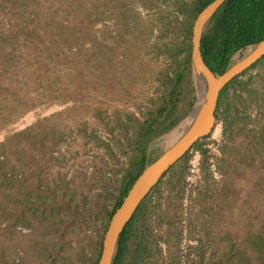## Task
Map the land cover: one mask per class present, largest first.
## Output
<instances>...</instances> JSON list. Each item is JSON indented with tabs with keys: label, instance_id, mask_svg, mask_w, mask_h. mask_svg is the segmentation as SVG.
Returning a JSON list of instances; mask_svg holds the SVG:
<instances>
[{
	"label": "rangeland",
	"instance_id": "1",
	"mask_svg": "<svg viewBox=\"0 0 264 264\" xmlns=\"http://www.w3.org/2000/svg\"><path fill=\"white\" fill-rule=\"evenodd\" d=\"M191 1L98 0V5L104 7L93 27L94 47L105 58L100 54L92 66V75L74 82L76 102L36 109L0 132L2 142L11 134L31 128L25 146L20 144L22 138L15 140V150L26 149V178L23 181L24 175L19 172L14 179L18 190L12 197V235L0 238V245L12 260L25 255L28 264H33L40 251L36 245L42 239L54 240L61 246L58 264H88L94 257L96 233L103 229L104 214L117 199L119 181L127 169L119 128L128 124V116L141 120L162 95L163 83L178 70L183 55L177 53L176 47L187 42V28L195 20ZM263 92L264 60L239 77L228 91L227 102L239 101L237 110L242 120L234 138L222 139V127L216 121L213 133L200 144L205 158L199 151L189 153L187 191L181 205L175 188L165 214L168 219L162 214L167 191L160 186L146 222L154 229L157 242L162 238L152 264H201L200 258L205 264L229 249L233 254L241 248V242L264 234V168L251 166L249 157L254 156V145L248 137L257 129L256 120L264 111V103L259 100ZM248 95L258 97V101L249 103ZM170 133L150 144L149 159L168 146ZM97 139L101 145L95 143ZM42 148L50 149L51 156H44ZM36 161L42 166L41 176L54 192L42 206V216H28V228H15L14 217L19 204L27 201ZM15 162L20 169V163ZM224 172L226 186L231 188L225 194L220 187V173ZM204 177L211 192L204 199L207 204L198 202L208 210L201 222L196 218L201 209L195 203L199 199L194 189ZM259 177L261 185L257 187ZM61 180L65 183L61 184ZM214 193L220 195L219 201L217 196L211 198Z\"/></svg>",
	"mask_w": 264,
	"mask_h": 264
},
{
	"label": "trees",
	"instance_id": "2",
	"mask_svg": "<svg viewBox=\"0 0 264 264\" xmlns=\"http://www.w3.org/2000/svg\"><path fill=\"white\" fill-rule=\"evenodd\" d=\"M212 1L192 0L190 9L193 12V19ZM103 7V4L98 5V0H0V132L36 109L76 102L74 82L79 78H88L92 75V66L100 54L105 58V54L100 50L95 52L93 38V27L100 18L99 10ZM190 38L191 27L189 26L187 42H181L176 47L177 53L183 55L181 62L177 65L178 70L171 79L163 83L162 95L153 107L142 115L141 120L128 116V124L119 128V133L123 136V146L126 148L123 153L126 157L127 169L119 181L117 199L109 212L104 214L106 220L103 223V229L96 233V254L88 264L97 263L101 238L111 216L119 208L131 185L142 170L160 155L148 158L150 144L174 130L186 119L194 106L195 89L189 59ZM263 39L264 0H226L214 14L202 35L201 56L214 75H221L233 64L236 54L239 53L242 56L248 46ZM100 47L104 48L102 45ZM262 60L264 57L257 63ZM246 72L233 79L219 93L215 119L222 127V139L232 140L242 126L237 110L239 101L236 100L235 104H230L227 100L230 88ZM262 94L259 100L264 103V92ZM251 96L247 97L249 103L251 100L258 101V97ZM255 124L257 129H253L252 134L248 136L253 140L254 145V156H250L249 161L251 166L257 165L261 169L264 168V111L260 113ZM29 131L31 128L11 134L0 142V238H10L12 235V197L14 191L18 190L14 185V179L19 172L24 175L23 181L26 178V149L24 147L19 151L15 150V140L18 137L22 138L20 144L24 145ZM109 133L114 134L112 131ZM209 136L194 144L143 199L119 237L112 264L153 263L154 251L158 252V242L162 239L160 237L157 242L154 229L146 224L154 196L159 193L160 186L164 185L167 197L165 198L166 209L162 214L168 219L169 216L165 214L173 201L172 193L175 188L177 187L176 195L179 194L181 205L182 196L187 191L186 172L189 153L199 151L205 158V151H201L200 144ZM95 143L101 145L98 139ZM42 144L43 142L40 141V146ZM49 150L42 148L40 152H43L44 156H51ZM220 154L222 157L219 161L222 162L223 152L220 151ZM15 161L20 163V169ZM35 164L34 169H31L34 180L30 193L27 195V201L19 204L20 210L14 217L15 228L16 226L28 228L26 219L28 216L32 218L42 216L44 214L42 206L54 192V189L49 186V181L41 176L42 166H39L38 161ZM226 172L220 173L222 178L220 187L223 189V194L226 191L231 192V188L226 186ZM60 182L65 183L64 180ZM260 185L259 177L256 186ZM194 190L196 199H199L195 203L207 204L208 200L204 201V199L208 198L206 195L211 191L208 189L205 177ZM215 196H217L215 199L219 201L220 195L214 193L211 198ZM202 204H199L201 210L196 215L201 222L208 214L207 208ZM36 247L40 251L36 254L33 264L60 262L62 248L56 241L42 239ZM240 247L233 254H230L229 249V254L222 253L219 257H211L205 264H252V260L256 264H264L263 233L257 234L249 241L241 242ZM248 252L252 255L250 256ZM202 260L203 258H200L199 263L202 264ZM28 263L25 255L12 260V255L0 245V264Z\"/></svg>",
	"mask_w": 264,
	"mask_h": 264
},
{
	"label": "water",
	"instance_id": "3",
	"mask_svg": "<svg viewBox=\"0 0 264 264\" xmlns=\"http://www.w3.org/2000/svg\"><path fill=\"white\" fill-rule=\"evenodd\" d=\"M225 1L213 0L195 17L191 27L189 54L196 93L194 106L182 122L185 124L176 137L152 163L142 170L123 198L119 208L111 216L103 235L96 264L113 263L119 237L143 199L163 175L190 151L194 144L213 133L216 127L215 112L220 91L264 57L263 39L248 46L242 56L239 53L236 54V60L221 75H214L205 65L200 51L201 38L212 17Z\"/></svg>",
	"mask_w": 264,
	"mask_h": 264
},
{
	"label": "bare ground",
	"instance_id": "4",
	"mask_svg": "<svg viewBox=\"0 0 264 264\" xmlns=\"http://www.w3.org/2000/svg\"><path fill=\"white\" fill-rule=\"evenodd\" d=\"M185 122L182 123L174 132L171 133L169 137V141H168V145L170 144V142L176 137L177 133L179 132V130L184 126Z\"/></svg>",
	"mask_w": 264,
	"mask_h": 264
}]
</instances>
